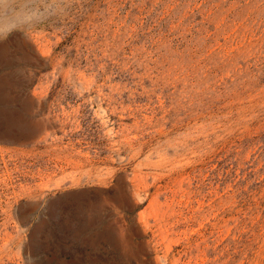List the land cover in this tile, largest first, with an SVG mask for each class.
Here are the masks:
<instances>
[{"label":"rangeland","instance_id":"1","mask_svg":"<svg viewBox=\"0 0 264 264\" xmlns=\"http://www.w3.org/2000/svg\"><path fill=\"white\" fill-rule=\"evenodd\" d=\"M5 21L0 108L40 127L0 136V264H264V0H0Z\"/></svg>","mask_w":264,"mask_h":264},{"label":"bare ground","instance_id":"2","mask_svg":"<svg viewBox=\"0 0 264 264\" xmlns=\"http://www.w3.org/2000/svg\"><path fill=\"white\" fill-rule=\"evenodd\" d=\"M10 27H11V24L9 21L3 22V24L0 25L1 34L3 35L4 32L6 30H8ZM10 42L7 40V41L0 43V60L7 53L8 47L11 45ZM14 42L17 45L24 46V43L19 39H16ZM28 52L29 51L27 48L26 49V55L29 58ZM6 84L7 83L0 85V98L4 97L3 101L8 102L10 100H7L6 96L3 95V93H5ZM11 101H10V103H11ZM31 106H32V101H28V102L24 103L23 107L27 111H29ZM21 113H23V112H19L18 114H10V113L6 112L5 110H2V108H0V118L4 121L3 125L5 127V130L2 132V134H0V136H2L3 138H6L5 136H7V134L13 129H16V130L18 129L19 131H21V133H29L28 135H30V138L35 134V132L39 129L40 124L38 122L30 121L28 118L25 117L26 115L24 116ZM11 134H14V133L12 132ZM79 193L80 192H68L67 195L74 197L76 195H79ZM115 196L119 202L124 203V204H129L128 199L126 197V185L124 184L123 181H118ZM38 204H40V203H38ZM36 206H37L36 204H32V205L30 204V206L28 208L25 207V210L22 213H20L21 219L26 218L27 214H29L28 212L30 210L33 211L32 209H34ZM76 213L78 215L77 217L84 216V212L82 209H78ZM120 222H121V219L117 218L116 222H115V226L118 228V231L115 232L114 236H115V239L117 240V245L120 247L119 251H120L121 257L123 259H127V260H129L131 258H135L138 260V258L141 254H145L147 252V248L144 247L141 244L142 243L141 242V243L137 244L138 246L136 247V250H134L132 247V244H131L132 242L131 243L129 242L128 236H134V235L138 236L139 235V228L136 225H130L128 230H124L123 224H121ZM86 223H87L86 224L87 226H90L89 222H86ZM109 238H111V234L109 233V235H108L105 232H100V233L96 232V234L94 236V240L98 241V242H100V240H108ZM94 243H96V242H94Z\"/></svg>","mask_w":264,"mask_h":264}]
</instances>
